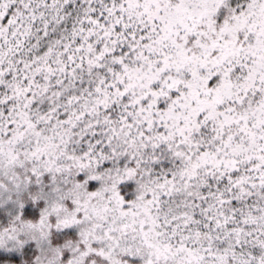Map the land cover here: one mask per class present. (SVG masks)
Instances as JSON below:
<instances>
[{"label":"snow or ice","instance_id":"snow-or-ice-1","mask_svg":"<svg viewBox=\"0 0 264 264\" xmlns=\"http://www.w3.org/2000/svg\"><path fill=\"white\" fill-rule=\"evenodd\" d=\"M0 264H264V0H0Z\"/></svg>","mask_w":264,"mask_h":264}]
</instances>
